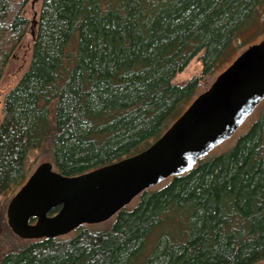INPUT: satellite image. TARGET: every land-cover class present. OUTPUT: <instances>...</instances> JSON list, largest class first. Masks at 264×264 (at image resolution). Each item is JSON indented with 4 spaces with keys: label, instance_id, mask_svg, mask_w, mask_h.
<instances>
[{
    "label": "trees",
    "instance_id": "obj_1",
    "mask_svg": "<svg viewBox=\"0 0 264 264\" xmlns=\"http://www.w3.org/2000/svg\"><path fill=\"white\" fill-rule=\"evenodd\" d=\"M28 1L0 0V77L31 39L28 66L2 102L0 195L28 178L32 151L76 176L147 148L241 44L263 0H38L27 32ZM196 56L199 75L172 83ZM255 113L226 150L66 238L20 239L0 207V264L264 261V100Z\"/></svg>",
    "mask_w": 264,
    "mask_h": 264
},
{
    "label": "water",
    "instance_id": "obj_2",
    "mask_svg": "<svg viewBox=\"0 0 264 264\" xmlns=\"http://www.w3.org/2000/svg\"><path fill=\"white\" fill-rule=\"evenodd\" d=\"M264 100V41L246 47L139 153L76 176L40 163L10 198L6 223L23 240L66 236L111 219L143 191L191 171Z\"/></svg>",
    "mask_w": 264,
    "mask_h": 264
},
{
    "label": "rangeland",
    "instance_id": "obj_3",
    "mask_svg": "<svg viewBox=\"0 0 264 264\" xmlns=\"http://www.w3.org/2000/svg\"><path fill=\"white\" fill-rule=\"evenodd\" d=\"M40 2L38 0H29L28 3L24 7V16L28 20L27 32L31 29V26H34V22L37 18V14L39 11ZM257 21L254 25H251L247 30L243 32L240 39L241 44L235 49L232 50L230 54H228L224 60L221 62L220 66L216 70V73L212 78L204 83L202 90L198 92L200 94L205 89H207L213 80L216 78L218 74H220L226 67L230 65V63L249 45H253L260 41H264V0L259 7ZM31 53V39L30 35L27 33L25 37H23L20 42L12 49L10 56L7 62L4 64L1 77H0V123L3 119L2 113V102L6 93L16 84L18 79L21 77L22 73L28 66L30 60ZM202 66L199 60V56L194 57L192 60L188 62L186 67L177 75L172 78V83L182 85L192 79L195 76H198L201 72ZM197 94V95H198ZM256 110V109H255ZM255 110L253 113L245 120V122L237 129V131L233 134V136L217 146L213 149L209 154L213 155L219 152H222L229 148L236 137L244 132L251 122L255 119L256 113ZM42 162H50L45 155H39L37 152H30L27 157V177L34 171V169ZM166 181V180H165ZM165 181L155 185L152 188H158L165 184ZM10 191L4 192L0 195V207L6 210V206L12 196L9 194ZM136 198L128 205V207L133 206L136 203ZM4 210V213H5ZM3 213V214H4ZM5 215V214H4ZM70 234L65 236L68 237ZM257 264H264V261L259 262Z\"/></svg>",
    "mask_w": 264,
    "mask_h": 264
},
{
    "label": "bare ground",
    "instance_id": "obj_4",
    "mask_svg": "<svg viewBox=\"0 0 264 264\" xmlns=\"http://www.w3.org/2000/svg\"><path fill=\"white\" fill-rule=\"evenodd\" d=\"M256 108H257V107H256ZM256 108H255V109H256ZM255 109H254V110H255Z\"/></svg>",
    "mask_w": 264,
    "mask_h": 264
}]
</instances>
